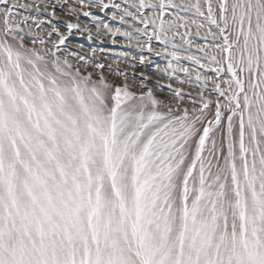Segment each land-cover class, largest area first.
<instances>
[{
    "label": "snow or ice",
    "instance_id": "1",
    "mask_svg": "<svg viewBox=\"0 0 264 264\" xmlns=\"http://www.w3.org/2000/svg\"><path fill=\"white\" fill-rule=\"evenodd\" d=\"M0 264H264V0H0Z\"/></svg>",
    "mask_w": 264,
    "mask_h": 264
},
{
    "label": "rangeland",
    "instance_id": "2",
    "mask_svg": "<svg viewBox=\"0 0 264 264\" xmlns=\"http://www.w3.org/2000/svg\"><path fill=\"white\" fill-rule=\"evenodd\" d=\"M45 2H47V0H45ZM105 2H107V0H105ZM116 3H121L123 4V0H115ZM113 9H111V6L109 7V9L105 10V12L101 13L98 9H92V11L94 13H96L97 15L101 16L103 19L107 20L109 23H111L113 26H121L120 25V22L119 21H116V20H112L111 19V16H110V13ZM171 11V10H170ZM167 18V17H166ZM181 31H183V29H181ZM192 33L193 35L190 37L195 43H198V44H204V43H209L210 41H205L203 39H201L200 37H197L195 36V28L193 26L192 28ZM117 40L119 41L116 45H112L110 40L106 38V42L104 44H99V42L97 44H92L91 41H87L86 38H83V37H75L74 38V42L75 41H79L81 43H84L86 47H88L90 44L91 46L93 47H98V48H103L105 50V52H108L110 51L113 55L111 56V59H116V55L117 53H125V52H128V53H131L132 55H139V52L138 50L136 49L135 47V44L133 43L132 45H128L122 37H117ZM177 42H179V39L177 38ZM153 46L154 48H156L157 50H159L160 48L163 47V45L160 43V42H157V41H153ZM185 47H187L185 45ZM171 51V49H170ZM192 53L195 54V55H202V53H199V52H196V50L193 48L192 50ZM145 55H148V53L145 51L144 53ZM170 57L167 56V54H161L160 56H151V60L153 61V63L148 67V72L150 75H153V70L155 69V66L157 64L163 66L165 64H167L168 62V59ZM181 64H185L187 65L188 67H194V65L186 60V59H181L180 61ZM139 71V69H138ZM208 74H211V73H208ZM179 75H184L183 73H180ZM188 91H192L193 94H195V91L196 89H187ZM189 107H191V105L189 104L188 105Z\"/></svg>",
    "mask_w": 264,
    "mask_h": 264
}]
</instances>
